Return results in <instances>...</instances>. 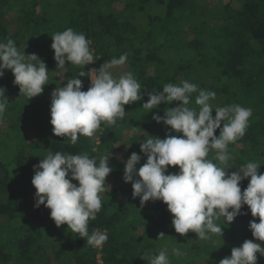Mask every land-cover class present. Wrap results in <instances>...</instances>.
I'll return each mask as SVG.
<instances>
[{
	"label": "trees",
	"instance_id": "1",
	"mask_svg": "<svg viewBox=\"0 0 264 264\" xmlns=\"http://www.w3.org/2000/svg\"><path fill=\"white\" fill-rule=\"evenodd\" d=\"M210 1L0 0V43L12 39L19 50L37 54L49 69V83L42 94L28 101L19 95L11 70L0 77L8 100L0 117L5 122V129L0 126V264H149L150 256L165 247L170 264H218L233 247L253 239L248 223L259 218L251 216L247 205L241 209L245 214L222 225V237L195 240L191 231L185 236L175 232L165 203L148 201L141 207L139 197L131 195V183L122 179L121 153L127 158L133 152L140 154L137 167L141 166L146 156L140 153V143L151 136L163 139L170 127L153 120V113L163 116L167 107L179 103L161 102L144 113L141 105L148 99L147 92L182 81L214 91V106L251 109L244 136L228 146L234 156L228 171L257 162L261 164L258 171L264 173V0H224L215 5ZM67 28L86 36L96 72L103 63L127 53L126 63L110 71L115 77L131 72L142 87L143 99L125 105L122 119L112 126L101 123L98 144L93 137L80 136L72 145L55 136L49 123L51 98L46 100L45 93L65 86L82 70L67 61L66 69H56L51 36ZM91 66L83 69L88 76ZM52 71L65 79L60 81ZM78 78L81 90L86 91L89 77ZM196 95L192 94L190 107H196ZM31 129L35 130L33 139L28 138ZM128 130H132L130 137L125 134ZM140 132L145 136L140 137ZM56 152L87 154L97 163L101 157H110L113 170L107 177L113 175L114 183L109 191L105 188L101 210L88 226L89 233L99 228L108 234L100 251L101 263L86 239L66 225L57 227L43 205L34 207L33 165ZM212 156L210 153L208 158ZM168 171L175 173L178 166H170ZM247 184V178L240 182L242 191ZM159 233L165 234L163 238H158ZM174 247L186 254L177 258L171 251ZM257 264H264V256L257 254Z\"/></svg>",
	"mask_w": 264,
	"mask_h": 264
},
{
	"label": "clouds",
	"instance_id": "2",
	"mask_svg": "<svg viewBox=\"0 0 264 264\" xmlns=\"http://www.w3.org/2000/svg\"><path fill=\"white\" fill-rule=\"evenodd\" d=\"M51 40L56 69H66V61L82 69L65 86L51 93L49 123L55 136L75 145L80 136L93 137L102 122L115 125L125 116V105L143 99L142 87L131 72L115 77L110 71L126 63L127 53L103 63L98 72L88 76L83 69L96 60L83 33L67 28L52 35ZM24 49L19 50L10 38L0 43V77L5 70H11L19 95L28 101L42 94L43 86L49 83V69L42 58L35 53L26 54ZM78 76L89 77L86 91L81 90ZM162 88L147 92L148 99L141 106L148 113L161 102H179L167 107L163 116L152 115L157 123L170 127L163 139L151 136L140 143V153L146 156L141 166L137 167L140 154L133 152L128 156L123 181L131 183V195L139 197L141 207L148 201L165 203L175 232L185 236L191 231L196 234L195 240L222 237V225L227 226L237 215L245 214L241 209L247 205L251 216L259 218L258 222L253 219L248 223L253 239L233 247L230 255L218 264H257V254L264 256V173L258 171L261 164L257 162L228 171L232 167L229 162L234 159L228 146L244 136L251 109L240 105L214 106V91L199 89L188 81L164 84ZM5 91L0 86V117L8 103ZM193 93H198L194 99L196 107H190ZM217 129L219 134L215 135ZM173 132L182 135H172ZM210 153L212 159L208 158ZM109 159L101 157L97 163L96 158L87 154L56 152L33 165L34 207L43 205L49 209V217L57 227L66 225L93 248H102L108 240L106 231L97 229L89 233L88 226L101 210L100 194L106 186L110 190L106 184V177L113 170ZM170 166H178V171L169 172ZM246 178L248 184L242 191L240 182ZM164 235L159 233L158 238ZM171 251L177 258L186 254L179 247ZM149 264H170L167 248L151 255Z\"/></svg>",
	"mask_w": 264,
	"mask_h": 264
},
{
	"label": "rangeland",
	"instance_id": "3",
	"mask_svg": "<svg viewBox=\"0 0 264 264\" xmlns=\"http://www.w3.org/2000/svg\"><path fill=\"white\" fill-rule=\"evenodd\" d=\"M218 1H221L222 3L224 2V0H211V1H210V5H215V4L219 3ZM207 5H208V3L206 4V6H207ZM191 37H192L191 35H188V38H191ZM108 62H109V61H108ZM92 66H93V67H91L90 76H93V75L96 73V71H95V64L92 63ZM55 75H56L55 77H58L60 81L65 79V77L63 76L62 73H56ZM113 75H114V74H113ZM114 76H115V75H114ZM89 81H90V79H89ZM0 126L3 127V128L5 129V122H4L3 120L0 121ZM98 131H99V129L97 130V133H95L94 136H93V140H94V142H95L96 137L98 136ZM28 132H29V133H28V134H29V135H28V138H29V139H33L34 136H35V130H34V129H31V130H28ZM125 134H126L128 137H130L131 134H132V130H128V131H126ZM139 135H140V137H141V136H145V133H144V132H140ZM95 136H96V137H95ZM124 142H127V137L124 138ZM123 153H125V152H123ZM123 153H121L120 158L123 159L124 161H126V159H127V155L125 156ZM109 166H110V160H109ZM106 183H107V185H109L110 187L112 186V184L114 183V181H113V175H110V176L108 177ZM105 188H106V187H105Z\"/></svg>",
	"mask_w": 264,
	"mask_h": 264
},
{
	"label": "crops",
	"instance_id": "4",
	"mask_svg": "<svg viewBox=\"0 0 264 264\" xmlns=\"http://www.w3.org/2000/svg\"><path fill=\"white\" fill-rule=\"evenodd\" d=\"M60 70H61V69H60ZM60 70H59V71H60ZM57 72H58V71H52L51 74H52V75H53V74L55 75ZM55 76H56V75H55ZM56 78H58V77H56ZM52 91H53V90H50V91H48V92L45 93L44 98H45L46 100H48V99L51 98V93H52ZM47 122H48V121L46 120V123H47ZM111 154L117 156L116 153H115V154H114V153H111ZM119 159H120V158H119ZM120 160H121V159H120ZM122 161H123V160H122ZM109 167H111V166H109ZM107 179H108V177H107ZM106 182H107V180H106ZM106 184H107V183H106ZM111 187H112V186H111ZM106 190H107V186H106ZM102 194H103V192L100 194V196H102Z\"/></svg>",
	"mask_w": 264,
	"mask_h": 264
},
{
	"label": "built area",
	"instance_id": "5",
	"mask_svg": "<svg viewBox=\"0 0 264 264\" xmlns=\"http://www.w3.org/2000/svg\"><path fill=\"white\" fill-rule=\"evenodd\" d=\"M91 67H93V66H91ZM90 72H91V70H90ZM98 143H99V134H98V136L95 139V144H98ZM97 229L100 230V231H105V230H102V229H99V228H97ZM94 249L97 250V258H98L99 263H101V252L100 251H101L102 248H94Z\"/></svg>",
	"mask_w": 264,
	"mask_h": 264
}]
</instances>
